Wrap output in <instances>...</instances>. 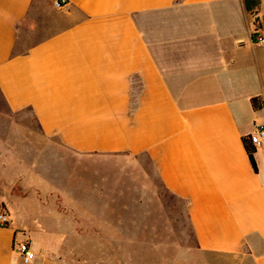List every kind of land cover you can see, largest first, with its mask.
I'll list each match as a JSON object with an SVG mask.
<instances>
[{
    "label": "crops",
    "instance_id": "0c3cea01",
    "mask_svg": "<svg viewBox=\"0 0 264 264\" xmlns=\"http://www.w3.org/2000/svg\"><path fill=\"white\" fill-rule=\"evenodd\" d=\"M34 1L0 0V107L35 127L27 143L51 149L42 156L52 161L56 184L47 189L57 193V210L28 223L0 198L8 215L0 264H24V240L34 253L25 264H61L35 240L130 238L114 235L112 198H142L154 191L153 176L184 202L197 251L264 264V148L247 141L264 127V46L252 42L264 29V0L251 10L244 0H66L67 24L16 51L20 30L37 26L26 22ZM11 123L0 120V128ZM21 139L0 136V146ZM8 149L9 159L35 153ZM66 156L128 171L92 182L93 198L77 206L89 209L84 218L63 212L72 210L59 186Z\"/></svg>",
    "mask_w": 264,
    "mask_h": 264
},
{
    "label": "rangeland",
    "instance_id": "374dc122",
    "mask_svg": "<svg viewBox=\"0 0 264 264\" xmlns=\"http://www.w3.org/2000/svg\"><path fill=\"white\" fill-rule=\"evenodd\" d=\"M34 2L26 22L38 19L37 26L30 32L24 28L20 30L16 51H21L43 33L67 24L62 9L53 8L51 0ZM0 120L12 122L9 124L10 128H0V136L7 138L17 134L19 141L21 138L24 141L23 145L18 142L9 146L12 147V155L14 152L17 155L25 148L35 152L33 158L30 155L24 158V154H21L22 157L17 155L16 159H9L8 144L4 150L2 145L0 146V198L7 203L12 202V207L16 208L19 216L25 218L28 223H33L34 219L40 217L48 220L45 212L50 210L55 214L57 209H51L50 206L57 199V193L48 190L47 184H56V176L49 174L52 161L43 159L42 153L51 149L45 143L26 142L29 141L25 136L27 131L35 130L27 120H18L15 116L6 115L2 107ZM115 162L78 160L66 156L64 175L63 179L60 178L59 186L69 196L71 201L67 204L72 210L67 212V209H64L65 216H89V209L77 206L80 201L84 203L93 198L89 187L101 173L106 172L114 176L113 178L127 175L128 171H123ZM152 187L154 191L146 192L139 199L132 200L134 194L121 192L112 198V215L114 221H117L113 225L114 235L123 233L130 238L36 239L35 242L49 257L61 264H252L246 254L222 255L197 251L186 218L184 202L168 195L155 176L152 177ZM121 228L123 229L120 231ZM99 232L105 234L109 230L104 228Z\"/></svg>",
    "mask_w": 264,
    "mask_h": 264
},
{
    "label": "built area",
    "instance_id": "2783aa9c",
    "mask_svg": "<svg viewBox=\"0 0 264 264\" xmlns=\"http://www.w3.org/2000/svg\"><path fill=\"white\" fill-rule=\"evenodd\" d=\"M67 4L66 0H52V7L62 9ZM252 42L256 46H264V29H256L253 33ZM247 141L253 147L264 148V127H258L247 136ZM8 226V215L0 211V227ZM17 251L20 254L22 262L28 263L34 258V253L30 249L28 240L21 241L17 244Z\"/></svg>",
    "mask_w": 264,
    "mask_h": 264
},
{
    "label": "trees",
    "instance_id": "16d2710c",
    "mask_svg": "<svg viewBox=\"0 0 264 264\" xmlns=\"http://www.w3.org/2000/svg\"><path fill=\"white\" fill-rule=\"evenodd\" d=\"M251 104H252L253 108H255V109H260V108L263 107L262 101L259 98H257V97L251 99ZM243 144H244V147H245V149L247 151L250 164L252 165V168L255 171V164H254L253 156H252V153H253L254 149L252 147L248 146V144L246 143V138H243ZM1 206H3V205H1Z\"/></svg>",
    "mask_w": 264,
    "mask_h": 264
},
{
    "label": "water",
    "instance_id": "95a60500",
    "mask_svg": "<svg viewBox=\"0 0 264 264\" xmlns=\"http://www.w3.org/2000/svg\"><path fill=\"white\" fill-rule=\"evenodd\" d=\"M244 8L246 10H251L252 8L255 7V5L258 4V0H244Z\"/></svg>",
    "mask_w": 264,
    "mask_h": 264
}]
</instances>
